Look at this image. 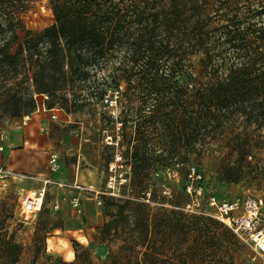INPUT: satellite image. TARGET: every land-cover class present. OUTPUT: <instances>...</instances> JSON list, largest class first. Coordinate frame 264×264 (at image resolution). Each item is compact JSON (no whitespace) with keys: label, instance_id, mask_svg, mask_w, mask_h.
Returning <instances> with one entry per match:
<instances>
[{"label":"trees","instance_id":"trees-1","mask_svg":"<svg viewBox=\"0 0 264 264\" xmlns=\"http://www.w3.org/2000/svg\"><path fill=\"white\" fill-rule=\"evenodd\" d=\"M43 8L51 20L28 28L23 15ZM59 79H91L90 95L106 103L108 91L117 92L108 119L120 124L117 144L130 168L125 186L143 193L102 199L116 206L96 227L100 242L120 241L110 264H154L169 227L195 231L213 248L234 245L229 229L210 216L152 210L144 190L159 180L153 172L196 161L237 120L243 129L223 143H233L238 163L251 156L247 127H264V0H0V82L16 86L0 93L1 102H12L9 115L32 113L35 95L63 97ZM234 168L221 158L225 181L235 180ZM5 210L0 264H18L23 246L8 230ZM53 228L61 225L39 222L34 240L44 242ZM62 264L93 263L83 248Z\"/></svg>","mask_w":264,"mask_h":264},{"label":"rangeland","instance_id":"rangeland-1","mask_svg":"<svg viewBox=\"0 0 264 264\" xmlns=\"http://www.w3.org/2000/svg\"><path fill=\"white\" fill-rule=\"evenodd\" d=\"M50 20L49 10L44 8L28 12L22 18L28 28L36 30ZM189 60L196 64L198 58L190 56ZM196 69L195 66V71ZM27 83L25 81L18 86L25 87ZM91 83V79L89 82H64L59 79L57 85L63 97L35 95V101L39 104H46L51 100L58 102V105H55L57 110L54 119L50 117L49 111H38L37 107L28 115L11 117L9 109L12 102L0 100V215L8 214H3L5 209L10 212L11 216L7 215L5 224L9 231H15L17 239L22 243L23 250L18 264H30L31 261L34 264H62L73 261L75 252H80L83 248L87 249V257L93 264H110L109 252L116 250L120 244L119 240L99 241L96 227L110 219L116 206L114 204L105 207L102 205L103 200L101 205H97L94 192L47 185L39 211L27 214L28 219L25 220L21 208L23 196L30 189L42 187L46 177L68 184L75 183L80 187L105 189L106 181L112 174L110 165L115 163L116 156L123 150L116 144L120 139V124L116 121L109 122V114H113L117 108L91 96ZM11 84L12 80L1 81L0 93L9 86L16 87ZM116 95L117 92L112 93L109 90L105 98L114 101ZM242 129L240 120H237L231 128L217 134L211 149L196 161H191L185 166L181 163L174 164L153 172L159 180L144 190L146 200L150 198L149 208L154 210L162 207L195 214H212L214 209L207 205V198L211 195L219 201L251 195L262 198L264 212V127H247L246 133L251 139V156L242 163L237 162L239 157L235 149L231 148L233 143H223L224 137V140L226 137L232 138ZM20 152L21 154H17ZM51 153L58 157L59 169L55 173H50L48 168ZM22 155L36 157V167H24L20 161ZM223 156L235 167L232 172L234 181H225L222 177ZM238 166L240 169L236 172ZM116 168L120 169V166ZM191 169H194L195 173L192 177L189 176ZM39 173L44 175H38ZM153 186L156 189L155 195L150 196ZM189 186L191 194L187 191ZM198 187H201L200 194L197 195L199 207H193L194 190ZM164 188L169 193H163ZM121 190L126 191L127 187L123 186ZM127 191L134 197L143 193ZM74 197L80 200L81 213L70 203ZM112 199L110 200L118 203ZM30 200L34 199L29 198L26 204L29 205ZM56 202L57 209L53 206ZM24 209L27 207L24 206ZM61 209H64V215ZM42 210L45 212L41 213ZM65 213L71 220V225H65ZM41 221L48 222V226L52 223L61 225V228H53L44 242L34 240V232ZM229 231L233 234L234 245L213 248L195 231L169 227L164 236L163 247L159 248L156 243L159 248L156 251H160V254L155 253L154 264H264L260 258L253 256L252 249L243 239L230 229ZM138 249V255H141L142 248ZM69 252H72L70 257L67 255Z\"/></svg>","mask_w":264,"mask_h":264},{"label":"built area","instance_id":"built-area-1","mask_svg":"<svg viewBox=\"0 0 264 264\" xmlns=\"http://www.w3.org/2000/svg\"><path fill=\"white\" fill-rule=\"evenodd\" d=\"M108 104L110 107H113L114 101L109 100ZM37 110L49 111L50 117L52 119L56 117L55 112L57 108L47 109L44 103H37ZM57 161V155L55 153H51L48 159V168L50 173H55L59 169V164ZM110 166V172L112 171V174L109 175L104 190H95L91 187H80L75 183L68 184L66 182L46 177L43 179L42 187L33 191L29 190L21 200V208L23 210L22 212L25 214V220L28 219L26 218L27 214H34L40 210L46 194L47 185H52L61 189L78 188L94 192L97 205L102 204L103 197L108 196L116 199L124 198V190H121V188H123V186L129 182L130 168L124 163L121 154L116 156L115 163ZM118 166H120V169L116 168ZM192 175H195L194 169H191L189 172V176L192 177ZM187 191L191 194L190 186L187 187ZM200 191L201 187H198L197 190H194L195 198L192 199L193 207H199L197 195L200 194ZM163 193H169V191L164 188ZM30 196H33L34 200H30L31 203L28 205L26 204V201L30 198ZM145 201H148V199H145ZM70 203L78 213L82 212V205L80 204L78 197L72 198ZM207 205L212 207L214 212L212 214L204 212L201 213L212 216L217 221L225 225L228 229H230L234 234L243 239L252 249L253 256L260 258L264 263V212L262 210V198L246 195L228 201H219L215 196L211 195L207 198ZM24 206H26L27 209H24ZM53 206L55 209H57L58 203L56 202ZM187 207H189V205H187ZM186 210H189V208H186Z\"/></svg>","mask_w":264,"mask_h":264},{"label":"crops","instance_id":"crops-1","mask_svg":"<svg viewBox=\"0 0 264 264\" xmlns=\"http://www.w3.org/2000/svg\"><path fill=\"white\" fill-rule=\"evenodd\" d=\"M48 112V111H47ZM17 154H21V152L20 153H17ZM23 156V155H22ZM15 159V158H14ZM13 159V160H14ZM20 161H21V164L24 166V167H29V168H31L32 169V167L34 168V167H36L35 166V163H37V159H36V157H34V156H29V155H24L23 157H21L20 158ZM32 161H33V163H32ZM35 162V163H34ZM12 166H14V165H16V164H11ZM38 169V168H37ZM42 173H39L38 175H41ZM42 175H44V174H42ZM62 210V213H63V215H64V212H63V210L64 209H61ZM65 215H66V217H65V219H64V223H65V225H71L72 223L70 222L71 220L69 219V217H67L68 215H67V213H65ZM66 222H68V223H66Z\"/></svg>","mask_w":264,"mask_h":264},{"label":"bare ground","instance_id":"bare-ground-1","mask_svg":"<svg viewBox=\"0 0 264 264\" xmlns=\"http://www.w3.org/2000/svg\"><path fill=\"white\" fill-rule=\"evenodd\" d=\"M30 191H33V189H30ZM31 195V194H30ZM31 198H33L34 199V197L33 196H30V199ZM29 201V199L26 201V202H28ZM67 255H69V257L72 255V252H69ZM67 257V256H66Z\"/></svg>","mask_w":264,"mask_h":264}]
</instances>
